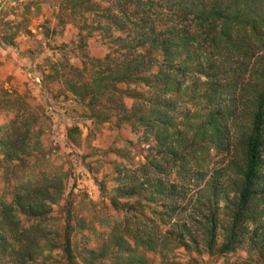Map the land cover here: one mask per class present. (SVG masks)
<instances>
[{
	"label": "trees",
	"instance_id": "trees-1",
	"mask_svg": "<svg viewBox=\"0 0 264 264\" xmlns=\"http://www.w3.org/2000/svg\"><path fill=\"white\" fill-rule=\"evenodd\" d=\"M50 1L59 12L45 35L62 57L43 79L130 136L115 148V213L86 221L71 201L61 227L68 175L40 169L44 114L5 91L0 169L17 184L11 201L0 195V264H206L205 254L242 248L257 261L237 264H264V0ZM40 4L26 3L0 41L32 34L24 16ZM80 132L71 128L74 139ZM212 152L226 161L209 168ZM174 171L209 176L190 208ZM79 233L98 244L80 247Z\"/></svg>",
	"mask_w": 264,
	"mask_h": 264
},
{
	"label": "rangeland",
	"instance_id": "rangeland-1",
	"mask_svg": "<svg viewBox=\"0 0 264 264\" xmlns=\"http://www.w3.org/2000/svg\"><path fill=\"white\" fill-rule=\"evenodd\" d=\"M29 1L41 3L40 7H32L27 16H24V22H27L32 34L21 33L12 45H5L0 41V96L5 91L12 95L16 91L25 93L27 97L35 100L44 114L43 141L46 156L40 169L45 174H59L60 170L68 175L64 200L55 207V213L61 219V227L64 225V207L71 201L78 218L86 221L98 215L114 214L109 197L115 184L112 181L115 163L122 160L115 148L120 147L119 138L129 137L130 134L125 131L117 133L113 131L110 123H99L89 118L82 103L67 98L58 84L43 79L44 71H48L51 60L55 61L62 57L61 52L50 49L49 39L45 35L46 27L57 23L56 13L59 9L56 1L0 0V37L12 32L8 21L18 15H24V6ZM60 14L64 16L61 11ZM64 19L70 21L68 17L64 16ZM68 33L69 37H72L73 29L71 28ZM66 54L69 57L72 55L69 52ZM75 126L79 127L81 132L75 135L74 139L73 135L71 136V128ZM84 156L93 161L92 170L85 165ZM226 157L212 152L211 161L207 166L219 167L226 161ZM142 161H144L142 155L136 157L135 162ZM34 163L35 158H32L30 164ZM41 173L37 171L36 177ZM208 177L202 181L193 174L181 178L175 171L172 173V179L184 185L187 192L183 205L190 208L205 187ZM16 184V179L7 184L4 168H1L0 195L6 201L9 202L13 198L11 190ZM77 241L80 247L85 245L94 247L98 244L96 241H89L82 233L78 234ZM153 257L158 262V257L156 255ZM203 259L206 264H237L242 260L254 261L257 257L253 252L242 248L226 256L205 254Z\"/></svg>",
	"mask_w": 264,
	"mask_h": 264
}]
</instances>
